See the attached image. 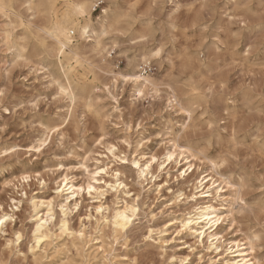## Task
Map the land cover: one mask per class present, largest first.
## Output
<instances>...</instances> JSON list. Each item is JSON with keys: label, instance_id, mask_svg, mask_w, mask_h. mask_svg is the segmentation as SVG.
Instances as JSON below:
<instances>
[{"label": "rangeland", "instance_id": "1", "mask_svg": "<svg viewBox=\"0 0 264 264\" xmlns=\"http://www.w3.org/2000/svg\"><path fill=\"white\" fill-rule=\"evenodd\" d=\"M108 1L135 22L132 32L105 36L107 55L87 49L98 66L91 107L71 104L32 47L26 58L12 55L0 18V214L11 216L0 233V264H210L213 252L178 233V221L194 207L192 194L199 198L201 175H215L212 163L231 183L223 195L240 197L220 233L228 242L256 235L264 264V0H100L94 22ZM151 49L161 53L141 72L156 86L124 74ZM173 79L195 81L208 103L190 117L171 97ZM152 158L153 178L142 182L133 162ZM62 180L77 188L66 210L73 238L60 237ZM50 199L52 236L36 248L32 202ZM125 206L136 216L115 233L104 218Z\"/></svg>", "mask_w": 264, "mask_h": 264}, {"label": "bare ground", "instance_id": "2", "mask_svg": "<svg viewBox=\"0 0 264 264\" xmlns=\"http://www.w3.org/2000/svg\"><path fill=\"white\" fill-rule=\"evenodd\" d=\"M98 2L100 0H0V18L5 20L4 25L6 26L4 42L13 51L12 55L16 58H26L29 48L32 47L36 50L37 55L42 56L41 63L51 67L58 75L59 88L73 106L77 101H83L88 107H91V100L87 94L93 86L94 78L91 79L90 76L95 75L94 70L98 66L87 56V49H91V52L97 55H107L108 43L105 42V36L110 31L117 29L132 32L135 22L134 17L124 11L118 2L109 1L106 7L101 10L97 22H94V9ZM35 16L41 17L43 22L41 24L35 23L31 19ZM85 29H87L86 32ZM155 51L161 53V49H151L141 54L131 64L133 71L124 74L131 75L132 78L135 77L137 82L143 79L144 84L149 83L151 86H156L154 80L149 76H144V73L141 72L143 67H151L155 63V58L159 57L154 55ZM103 62L106 60L104 59ZM169 88L172 99L183 110L185 109L190 117L191 112L195 113L202 102L208 103V97L193 80L187 82L173 79L170 81ZM207 112L208 108L205 110V113ZM208 122L210 125L214 123L211 119ZM175 148L190 152V148L182 147L177 142ZM175 152L176 150L168 152L166 156L168 161L175 158ZM169 156L172 159H169ZM189 158L186 157V164H188L190 171L194 164L188 160ZM155 161L156 159L152 158L143 165L136 161L133 162L134 165L139 164L141 166L138 168L137 174L142 182L148 181V176L153 178L152 167ZM212 169L215 171V175H201L196 183L195 191L200 189V196L197 198L196 193L192 194L191 198L192 201H195V205L178 221L180 226L178 233L187 232L196 238V244L200 247L206 246V250L212 251L214 256L210 257V264H261L254 253L258 240L256 235H246L245 239L228 242L226 237L220 233L222 224L232 216L234 204L240 197L239 191H236L232 198L223 195L225 186L230 182L227 177L218 173L216 164L212 163ZM185 174L186 171H183L181 176ZM23 180L26 179L23 178ZM68 184L66 180L56 184V198L63 199V203H65L61 204L64 217L60 222V237L66 235L73 238L75 234L69 228L66 210L69 201L74 199L77 188L72 184L68 186ZM121 185L122 182L116 184V188ZM65 187H68L67 192ZM219 200L222 208H225L224 203L228 202L229 206L226 211H222L213 204V201ZM55 201L56 199L40 201L39 203L32 202L34 212L32 217L33 240L36 248H42L51 239L52 235L48 224L53 218L52 208ZM45 210L46 212H44ZM135 216L136 210L125 206L124 209L115 210L110 218L105 217L104 221L113 226L115 233H124L132 224ZM0 220L4 221L3 224H0V233H3L6 223L11 220V216L2 211ZM185 224L188 227H184ZM163 242L166 243V241ZM172 259L174 260V258ZM186 262V258L180 260V264H186Z\"/></svg>", "mask_w": 264, "mask_h": 264}, {"label": "snow or ice", "instance_id": "3", "mask_svg": "<svg viewBox=\"0 0 264 264\" xmlns=\"http://www.w3.org/2000/svg\"><path fill=\"white\" fill-rule=\"evenodd\" d=\"M86 31H87V29H85V32H86ZM154 55H155V56H159V55H160V52H159V51H155V52H154ZM0 95H2V93H0ZM140 95L143 96V93L141 92ZM53 131H56V129H53ZM36 151L38 152V151H40V149L37 148ZM168 158H169V159H172L171 156H169ZM135 167H136V168H140L141 166H140L139 164H136ZM25 179H27V177H25ZM89 191H92V189L89 188ZM241 203H242V202H241ZM3 222H4L3 220H0V224H3ZM184 227H188V225L185 224ZM17 239H19V237H17Z\"/></svg>", "mask_w": 264, "mask_h": 264}, {"label": "clouds", "instance_id": "4", "mask_svg": "<svg viewBox=\"0 0 264 264\" xmlns=\"http://www.w3.org/2000/svg\"><path fill=\"white\" fill-rule=\"evenodd\" d=\"M242 202V201H241Z\"/></svg>", "mask_w": 264, "mask_h": 264}]
</instances>
